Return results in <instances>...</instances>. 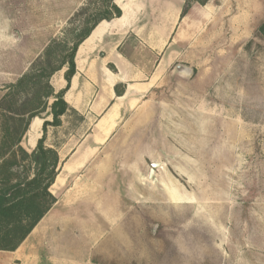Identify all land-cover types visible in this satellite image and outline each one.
Segmentation results:
<instances>
[{"label":"rangeland","instance_id":"rangeland-1","mask_svg":"<svg viewBox=\"0 0 264 264\" xmlns=\"http://www.w3.org/2000/svg\"><path fill=\"white\" fill-rule=\"evenodd\" d=\"M243 2L234 16L190 19L172 52L148 45L163 41L160 30L131 36L135 76L119 83L131 85L127 95L108 102L111 87L92 88L88 119L70 111L48 126L45 144L61 165L47 218H73L58 229L76 233L85 253L109 231L103 264H264V0H249V13ZM104 5L86 0L56 25L54 0H0V102L52 42L75 39ZM7 121L0 111V140ZM88 134L99 145L81 147ZM154 163L162 167L151 181Z\"/></svg>","mask_w":264,"mask_h":264},{"label":"crops","instance_id":"crops-1","mask_svg":"<svg viewBox=\"0 0 264 264\" xmlns=\"http://www.w3.org/2000/svg\"><path fill=\"white\" fill-rule=\"evenodd\" d=\"M85 1L61 0L58 2L54 0L55 4L62 9L54 15L56 25L63 24V22L71 18ZM186 1L115 0V4L122 11V16L112 21H102L78 49L76 55L77 73L72 78L70 89L64 97L69 106L88 119L89 117L86 116V113L89 109L92 112H96L95 105L90 106L92 101L87 97L92 88L97 87L99 89L107 86L110 89L111 87L112 94L107 98L108 102L109 100L122 99L127 95L131 85H126L125 94L122 97L116 95L115 87L119 83L123 84V81L120 80L121 78H133L135 76L136 57L131 55L129 51L132 48L129 41L131 36L134 35L139 39L144 31L160 30L161 32L159 31L160 33L157 35L160 38L163 37V41L157 37L153 42H149L148 45L150 47H165L168 45L170 49L172 48L170 51L172 52L175 48L185 45L184 40L180 38V31L185 30V25L190 19L195 18L198 14H204L206 19H211L213 14L215 15L219 11L222 12V10H229L230 15H236L238 5H243L244 3L243 0H208L205 5L194 2L189 12L183 17L182 13ZM245 6L249 13V0H245ZM248 13L246 14L248 15ZM42 16L45 21L46 16ZM146 17H149V23H145ZM154 24L157 26L155 27ZM17 34V41L20 42V35L19 33ZM65 71L66 69L61 71L60 76L56 79L60 83V87L57 88L58 92L67 86L64 78ZM111 79L113 83L112 86H109ZM99 99L100 95L96 103L99 102ZM101 101H104L103 96ZM48 121L51 120L48 118ZM42 122L44 123L43 120ZM99 122L100 120L95 125L96 127ZM30 128L26 134V145L30 151H34L42 135L40 134V137L35 141L34 147L31 148L29 144ZM100 139V135L88 134L82 139L81 147L88 143L99 145L98 141ZM79 150L80 148L76 150V153ZM49 214L43 218L16 251H0L7 253V256L0 255V264H103L102 259L106 250L102 243L106 238H109V231L102 232L99 240L89 246L85 253L86 250L78 247L79 242L76 233H73L74 238H72L71 231L58 229L61 228L60 225L62 223L69 222L72 224L73 218H47ZM90 219L92 220V218ZM103 221L110 223L111 218H103ZM118 252H120V249H118ZM96 255L100 259L97 260Z\"/></svg>","mask_w":264,"mask_h":264},{"label":"trees","instance_id":"trees-1","mask_svg":"<svg viewBox=\"0 0 264 264\" xmlns=\"http://www.w3.org/2000/svg\"><path fill=\"white\" fill-rule=\"evenodd\" d=\"M207 1L187 0L182 16L194 2L205 5ZM104 3V10H95L85 19L86 27L77 30L75 39L52 42L30 70L8 87L0 102L2 115L9 118L0 140V251H16L57 204L51 189L59 176L61 159L56 149L46 146V131L48 126L61 127L62 118L70 111L75 112L64 97L77 73L76 55L80 45L102 21L122 16L115 0H104ZM85 13L83 7L77 15ZM64 69L67 86L55 93L51 78ZM115 92L118 97L125 94L119 85ZM44 113L48 114L47 118L41 117ZM35 118L44 121L43 135L35 150L29 153L22 142ZM9 122L13 125L9 126ZM21 168L25 175H20Z\"/></svg>","mask_w":264,"mask_h":264},{"label":"bare ground","instance_id":"bare-ground-1","mask_svg":"<svg viewBox=\"0 0 264 264\" xmlns=\"http://www.w3.org/2000/svg\"><path fill=\"white\" fill-rule=\"evenodd\" d=\"M54 84L56 88L60 87V83L57 80H55ZM40 119L41 118H35L31 123L30 134H29V144L31 148L34 147L36 139L39 138L41 134L43 122Z\"/></svg>","mask_w":264,"mask_h":264},{"label":"water","instance_id":"water-1","mask_svg":"<svg viewBox=\"0 0 264 264\" xmlns=\"http://www.w3.org/2000/svg\"><path fill=\"white\" fill-rule=\"evenodd\" d=\"M162 167V163H154L152 164L151 171L149 173V180L153 181L156 175L157 169Z\"/></svg>","mask_w":264,"mask_h":264}]
</instances>
